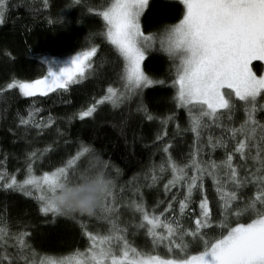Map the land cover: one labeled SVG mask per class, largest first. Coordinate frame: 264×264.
Returning <instances> with one entry per match:
<instances>
[{"label": "trees", "instance_id": "1", "mask_svg": "<svg viewBox=\"0 0 264 264\" xmlns=\"http://www.w3.org/2000/svg\"><path fill=\"white\" fill-rule=\"evenodd\" d=\"M108 3L110 0H6L0 9L3 14V23H0V89L3 90L0 91V227L6 226L8 230L7 243L0 245V264H9L3 259L5 253L12 258V264H26L25 259L19 258L21 253L36 264L42 258L47 262L49 258L72 257L77 250L83 252L90 246L86 232L108 234L110 226L107 220L98 218L99 214L53 217L52 213L39 211L40 201L35 192L26 196L21 191L3 188L13 176L17 181L24 180L29 163L32 174L41 176L64 166L81 146L91 150L77 161L76 169L88 167L93 155L108 162L105 170L115 185V200L109 197L108 202L117 206L115 217L125 230L123 235L139 253L162 259L184 258V253L171 242L178 243L179 234L169 241L153 244L147 227H139L141 214L131 206L133 201L142 203L146 212L156 215L163 213L172 201L173 208L164 213L162 219L175 218L173 222L178 219L181 229L191 231L200 215L199 202L207 197L209 224L201 229V234L204 239L213 241L227 234L228 227L250 223L256 218L251 209L242 210L256 191L251 181L240 189L231 182L223 185L227 191L236 192V198L227 209L221 208L217 185L207 175L203 190H194L184 213L179 211V200L184 198L182 184L171 186L165 193L164 185L171 179L168 155L179 164H187L193 151L201 149L199 159L220 161L226 152L233 151L235 141L225 128L215 125L202 130L198 143L194 140L188 112L176 106L172 86L174 61L159 50L158 41L142 62V70L154 80L163 81L162 84L149 85L116 106L102 101L96 105L92 116H79L80 111L107 95L109 86L124 91L120 79L122 58L107 41L105 22L100 15ZM149 5L141 16V29L146 35L158 34L165 25L176 23L182 17V5H178L177 0H149ZM92 46L97 49L90 58L92 68L87 70L84 79L70 84L66 90L24 97L18 88L6 87L13 79L42 78L48 71L47 59L70 57ZM253 71L260 75L259 62L253 63ZM29 111L33 113L29 123L21 124L20 120L28 118ZM148 115L153 119L149 120ZM244 115L237 102L232 118L225 114L222 124L238 128ZM165 118H169L166 124L163 123ZM257 119L264 123V109L257 112ZM36 124L42 127L38 129ZM209 135L214 140L223 137L227 148L211 149ZM164 145L169 146V153L163 151ZM32 152L36 155L29 157ZM233 159L241 177L254 170L250 158L242 160L239 154H234ZM161 163L165 164L164 172L159 170ZM188 173L191 175V168ZM153 175L158 177L155 183L151 180ZM69 178L74 181L78 176L70 170ZM173 196L177 197L175 201ZM238 210H242L239 215ZM157 231L164 232V229ZM21 233L27 234L24 240L29 248L21 249L17 242L16 236ZM184 241L188 244V255L204 250L199 237L185 236ZM113 250L120 255L118 245Z\"/></svg>", "mask_w": 264, "mask_h": 264}, {"label": "snow or ice", "instance_id": "2", "mask_svg": "<svg viewBox=\"0 0 264 264\" xmlns=\"http://www.w3.org/2000/svg\"><path fill=\"white\" fill-rule=\"evenodd\" d=\"M177 3L182 5V17L178 22L165 25L158 34L149 32L146 35L141 29V16L150 6L149 0H110L100 15L105 22L107 41L122 58L120 79L124 91L109 86L107 95L78 114L81 118L90 117L96 111V105L102 101H109L116 106L149 85L162 84L163 81L154 80L142 70V62L158 41L159 50L174 61L175 79L172 86L175 89L176 106L188 112L194 140L198 143L202 130L215 125L225 128L228 136L235 141L233 151L226 152L225 158L220 161L199 159L201 149L193 151L187 164H179L168 155L167 166L171 170V179L164 185L165 193L171 186L182 184L184 198L179 200V211L184 213L194 190H203L204 177L207 175L217 185L221 208L227 209L236 198V192L227 191L223 185L231 182L240 189L251 181L256 191L242 210L251 209L256 218L250 223H236L234 227H228L227 234L213 241L204 239L201 234V229L209 224L207 197L199 202L200 215L196 217L195 228L191 231L181 229L178 219L175 222V218L162 219L164 213L173 208L172 201L159 215L149 214L142 203L133 201L131 206L141 214L139 227H147V235L153 238L154 245L169 241L179 234V242H171L184 253V258L162 259L137 252L123 235L125 230L120 228L115 217L117 206L108 202L109 197L115 200V185L112 181L97 212L90 215L99 214L98 218L107 220L110 226L108 234L86 232L90 242L88 248L83 252L77 250L71 258H49L46 264H264V123L257 119V112L264 109V73L257 75L253 71V61L264 62V0H177ZM3 5L4 0H0V9ZM2 15L0 12V23H3ZM96 51V47L92 46L78 53L72 58L71 65L61 68L59 73L49 69L42 78L30 81L13 79L6 87L18 88L24 97L66 90L70 84L85 78L87 70L92 68L90 58ZM237 102L245 114L240 126L236 128L222 124L225 114L229 119L232 118L237 110ZM32 114L29 111L28 118H22L20 123L28 124ZM147 118L153 119L151 115ZM168 119L165 118L163 123L166 124ZM48 123H52L51 117ZM36 127L39 129L42 125L36 124ZM238 135L241 138L237 139ZM156 138L159 140L160 136ZM208 146L213 150L227 148V142L223 137L214 140L209 135ZM90 150V147L81 146L64 166L46 171L41 176L32 174V164L29 163L28 175L24 180L17 181L13 176L3 188L21 191L26 196L35 192L36 199L40 201L39 211L43 214L52 213L53 217L71 215L61 211L50 198V193H54L62 184L72 182L70 170L78 176L77 179L84 178L88 167L76 169L75 166ZM163 151L169 153V146L164 145ZM234 154H239L242 160L250 158L254 170L241 177L239 166L234 163ZM35 155V152L29 153V157ZM107 166L108 162L105 161V169ZM189 168L191 175L188 173ZM159 170L165 171L164 163L159 165ZM151 180L155 183L158 177L153 175ZM176 199V196L172 197L173 201ZM242 210L236 214L239 215ZM158 228L164 229V232L157 231ZM7 235V227H0V245L7 243ZM25 235L21 233L16 236L21 249L30 247L24 240ZM185 236L193 239L199 237L203 240L204 250L188 255ZM117 245L119 256L113 250ZM208 256L210 259H206ZM19 258L25 259L26 264H36L35 260H27L22 253ZM3 259L12 264V258L6 253ZM39 264H45V260L42 258Z\"/></svg>", "mask_w": 264, "mask_h": 264}, {"label": "clouds", "instance_id": "3", "mask_svg": "<svg viewBox=\"0 0 264 264\" xmlns=\"http://www.w3.org/2000/svg\"><path fill=\"white\" fill-rule=\"evenodd\" d=\"M111 182L103 159L93 155L84 178L62 184L54 193H50V198L63 212L90 216L97 212Z\"/></svg>", "mask_w": 264, "mask_h": 264}, {"label": "rangeland", "instance_id": "4", "mask_svg": "<svg viewBox=\"0 0 264 264\" xmlns=\"http://www.w3.org/2000/svg\"><path fill=\"white\" fill-rule=\"evenodd\" d=\"M4 1H6V0H4ZM74 56L75 55H72L70 57L60 58V59H51V60L47 59V60H45V64H46L48 70L50 69L54 73H59L61 68L71 65V61H72V58ZM254 62H258V61H253V63ZM259 63L261 64L260 74H262V73H264V62H259ZM36 95H40V94H36ZM66 258H71V257H66ZM206 259H210V256L206 257ZM45 264H46V262H45Z\"/></svg>", "mask_w": 264, "mask_h": 264}]
</instances>
